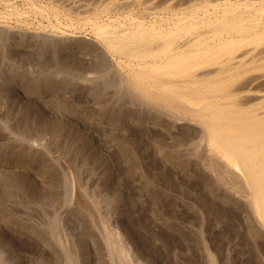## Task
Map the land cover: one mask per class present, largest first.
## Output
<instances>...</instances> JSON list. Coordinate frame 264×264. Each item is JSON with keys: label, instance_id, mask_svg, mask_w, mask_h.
I'll return each mask as SVG.
<instances>
[{"label": "rangeland", "instance_id": "1", "mask_svg": "<svg viewBox=\"0 0 264 264\" xmlns=\"http://www.w3.org/2000/svg\"><path fill=\"white\" fill-rule=\"evenodd\" d=\"M163 1L0 0V264H264V237L210 195L200 126L136 93L93 28L160 21ZM61 109L81 125L28 129Z\"/></svg>", "mask_w": 264, "mask_h": 264}, {"label": "bare ground", "instance_id": "2", "mask_svg": "<svg viewBox=\"0 0 264 264\" xmlns=\"http://www.w3.org/2000/svg\"><path fill=\"white\" fill-rule=\"evenodd\" d=\"M163 2L172 12L166 13L168 16L160 21L155 18L145 22L128 16L121 22L116 18L110 24H93L95 33L105 44L107 54L125 69L126 79L136 93L160 109L174 113V122H188L190 128V123L200 126V132H197L208 142L209 156L203 159V171L206 172L210 195L231 207L233 216L245 219L246 228L254 226L255 231L264 237V0ZM52 11L63 15L56 8ZM107 61L109 64L110 60L104 64ZM65 98L81 100L82 97L73 93ZM54 111L42 112L32 120L28 115L27 126H31L28 129L50 134L52 139L56 130L50 124L54 119L65 118L68 123L81 125L83 116L76 110ZM154 129L150 128L143 138L154 140ZM120 130H117L119 134L126 136ZM190 134L189 130L183 135ZM41 156L38 157L44 161ZM44 165L45 162L42 167ZM3 167L1 163L0 170ZM75 190L79 192V188ZM70 199L74 198L71 196Z\"/></svg>", "mask_w": 264, "mask_h": 264}]
</instances>
